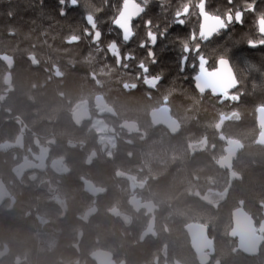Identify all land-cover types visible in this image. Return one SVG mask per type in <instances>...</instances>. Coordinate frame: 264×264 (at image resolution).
I'll return each mask as SVG.
<instances>
[{
  "label": "trees",
  "instance_id": "1",
  "mask_svg": "<svg viewBox=\"0 0 264 264\" xmlns=\"http://www.w3.org/2000/svg\"><path fill=\"white\" fill-rule=\"evenodd\" d=\"M122 2L123 0H78V4L73 6L67 0L64 4L60 0H0V182L10 194V198L0 205V240L3 239L2 233L8 236L19 235L17 230L20 228L25 233L20 215L27 207L37 204L35 211L50 222L52 229L49 230H53V239L57 245L54 246L53 243V253L43 251L37 256L35 251H31V255L42 264H64L65 261V264H69V260H75L72 258L74 256L78 257L75 261H81L84 253L80 250L74 256H60L64 251H70L69 239L74 237L77 241L84 236V230L91 228L85 240L89 241V251L97 250L101 202L109 208L120 207L116 200L121 194L115 190L122 187L109 185V190L113 191L105 198L101 197L99 188L105 183L131 178L149 181L154 178L155 181L151 182L159 181L157 185L162 181L163 185H158L157 188L163 195L173 196L169 187L173 188L172 184H177L184 187V191H179L182 188H173L182 193L177 194L179 196L176 195L174 200H183L188 206L192 201L195 203L191 204L196 207L192 208H195L194 212L190 209L191 206L188 208L186 205L189 212L185 211V219L168 221L172 226L169 229L171 238L173 235H181L180 229L188 223H201L209 226L211 237L215 239L218 264H258L257 259L247 258L236 250V239L230 233L231 213L235 208L244 206L243 155L237 157L233 166L236 175L240 176L232 181L230 172L217 163H211L209 156L191 158L187 153L180 156L169 154L171 162L175 160L170 163V157L168 159V153L164 151V141L153 140L149 135L146 141L139 142L125 137L124 133L121 135L116 131L119 127L114 129V116L104 117L109 125L108 133L115 138L112 149L107 140H102L107 132L101 135L97 129L92 128L93 122L101 117L95 101L103 98L114 105V71L117 63L108 55L104 59L100 58L98 43H93L91 37L84 35L86 29L92 31L85 17L87 14L94 15L98 29L103 23H108L105 27L112 29L114 27L111 22L122 7ZM150 5L154 10L149 13L151 20L171 21V14L176 18V12L170 9L178 5L177 0H149ZM62 10L64 15H61ZM147 14L148 11L144 13V19ZM172 30H175L174 27ZM174 38L175 36L171 37L173 44ZM8 74H11L10 83L6 82ZM79 104L87 106V113L82 119L76 117ZM242 106L240 101L233 108H219L217 115L233 111L234 116L241 119ZM214 115L215 111L211 115L203 114L201 121L206 124V120ZM217 124L218 122L212 124L214 131ZM205 129L207 127L203 124L202 131ZM220 133L242 142L243 123L226 121L217 130L218 141H221ZM159 154L161 158L163 154L167 157L158 158ZM38 156L45 158L48 166L59 162L64 169L48 167L38 173L36 178L29 174L22 175L19 172L21 166ZM237 162L242 164L239 163V166ZM173 168L175 173H172ZM182 169L188 170L184 171L187 175H182ZM168 170H172L171 175L159 176L160 172L167 175ZM255 170L252 191L256 196L263 191V187L260 186V169ZM153 172H156L155 175ZM182 176L188 177L182 179ZM87 183L98 190L89 191ZM165 186L168 191H164ZM199 194L201 198L198 197ZM206 194H216L217 199L207 201L203 197ZM177 197H180L179 200ZM201 203H204L203 208ZM209 207L211 211L204 212L209 211ZM87 213L93 214L89 225L84 218ZM111 219L117 220L115 217ZM6 221H10L11 227L6 226ZM13 221L18 223L12 225ZM158 226L163 231L162 222ZM184 237L181 248L187 258L186 262L195 264L187 233ZM129 247L137 250L138 244H131ZM71 250L72 253L75 252L74 249ZM15 253L14 256L18 255ZM231 255L234 256L230 257ZM10 257H0V264ZM237 258H240V262ZM10 259L14 260L13 257Z\"/></svg>",
  "mask_w": 264,
  "mask_h": 264
},
{
  "label": "flooded vegetation",
  "instance_id": "2",
  "mask_svg": "<svg viewBox=\"0 0 264 264\" xmlns=\"http://www.w3.org/2000/svg\"><path fill=\"white\" fill-rule=\"evenodd\" d=\"M137 2L142 3V0H137ZM177 2L179 4L180 0H177ZM204 2L206 5L205 10L210 16H219L224 18L225 21L229 12L235 16L236 12L243 11V23L233 21L229 24L228 28L222 29L218 34H213L207 41L200 40L202 17L199 15V5L201 4V0H185L183 4L180 3L170 9L175 12L182 9L184 5H190L189 13L180 17V19L184 20L182 25L176 22V19L169 22L151 20L149 13L154 12V10L151 5L149 6L148 2L145 11L139 17L132 20V28L135 35L127 43L122 39L121 30L115 27L112 22L111 24L114 27L112 29L105 27L108 23L102 24L103 26L99 28L102 32V37L98 42L100 58L104 59L108 55L111 60L117 63L114 71L115 101L114 105L107 103L103 98L95 101L101 117L93 122L92 128L97 129L101 135L107 132L102 140H107L110 149H112L115 138L108 133L109 125L106 123L104 117L114 116V129L119 127L116 131L121 135L124 133L125 137L139 142L146 141L150 135L153 137V140L159 139L164 141L163 146L166 153L171 149V151L175 150L178 154L175 151L174 153L170 152L173 155L176 154L175 156L186 153L191 158L201 157L202 155L209 156L210 161L212 160L211 162L214 161L225 171L230 172V176L231 173H234V179L240 176L236 175L233 168L237 157L243 155L245 160V153L248 152L249 154L250 152L251 155L254 153L252 156L247 154L246 163L243 162V171L246 169L244 171L245 197L244 203H242L244 206L235 208L231 213L232 224L230 233L236 239V250L247 258L257 259L258 264H264V143L258 142L264 131V119L260 121V110L264 109V46H262L263 48L261 46H249L250 41L256 42L259 39V41L257 40V43H259L261 40H264V36L259 34L258 28L259 19L264 17V0H231V3L229 0H204ZM253 5L255 6V11L245 10L250 9ZM146 11H148V14L146 19H144ZM166 11L169 10L166 9ZM148 20L152 21L151 29L158 35L156 45L154 47L150 45V49L155 53V63L148 56L149 49L140 47L141 41L147 40V31L149 29L145 22ZM158 22L160 24L164 22L165 25H160ZM172 27L175 30H172ZM193 33L197 37L196 41L191 39ZM172 35L175 36V44L172 43ZM113 41L120 48L121 56L131 53L135 58L127 60L112 55L108 51L107 45ZM185 42H187L189 48H195L193 43L200 44V54L207 59V69L212 70L207 75L201 74L200 79H196L199 68L195 51L188 53L187 64L182 63V56L184 55L183 45ZM189 43L192 44V47ZM135 46H138V49H134ZM179 47L181 50H179ZM248 51L252 52L253 54H251L256 58L251 57ZM261 51H263V55H261ZM244 52L250 55L252 60ZM177 53H180L181 58L176 56L178 55ZM220 57L227 59L231 66L229 67L228 64L218 65L217 61ZM140 62H144L149 67L147 74L138 68ZM193 65L196 66L193 67ZM178 69L179 71H177ZM256 82H259L261 87ZM248 93L250 94L249 96ZM103 101L113 109L112 114L103 115L102 112L105 110L104 104H102ZM240 101H242L243 105L241 119L238 116L235 117L233 111H226L217 115L219 108H233L235 103H239ZM98 105L101 107L98 108ZM86 109V105L79 104L76 117L82 119L87 113ZM213 111H215V115L210 116L206 120V125L203 123V120L201 121L202 115H211ZM196 115H198V118ZM193 117L195 119L189 120ZM226 121H241L243 123L242 142L223 133L219 134L221 141L216 140L217 130L221 129ZM216 122L218 124L215 126V133L212 124ZM203 124L207 129L202 131ZM124 125L126 126L125 128ZM114 136H116V133ZM221 144L224 146H221ZM219 149L223 151L220 150L221 152L219 151L218 156L216 151ZM213 152L215 155L212 154ZM257 154L258 156L260 155V158H257ZM215 156L217 157L215 158ZM249 163H254L250 167L251 170L248 169ZM48 167L58 170L64 169L59 162H53V165L48 166L46 159L38 156L30 161H26L19 169V172L22 175L29 174L32 178H36L38 173L46 170ZM257 169H260L262 180L260 186L263 187V191L255 196L252 191L255 183L252 180L253 170L257 171ZM234 179L231 178L232 181ZM149 182L148 180H135L131 178L126 181L105 183L99 190L97 189L102 198H105L113 191L109 190V185H118L122 187L121 189L125 186V189L127 190L128 188L130 191H125V189L123 192H121V189L115 190L121 194L116 200L117 205L120 207L109 208L104 202H101L99 247L97 250L89 251V241L85 240L87 232L91 231L88 228L82 232L84 236L81 239H77V241L74 240V237L69 239L68 247H73L75 251L80 250L84 253L81 261L73 260L69 264H187L184 250L181 248L185 239L184 234L187 233L185 229L186 225L183 226V229H180L181 235H173L171 238L169 229H172V226L168 223L169 220L185 219L186 208H182L184 204H179V201H177L179 202L177 204L174 200L176 194H178L177 191L172 190L173 196H165L155 186L152 188ZM155 184L153 182V185ZM148 185L150 186L148 187ZM172 185L173 188L177 187H175L176 184ZM86 187L91 192L97 191L91 183H87ZM144 187L146 190L143 189ZM206 195L210 197L208 198ZM206 195L203 197L207 201L212 202L217 199L216 194ZM198 197L201 198V195L199 194ZM8 198H10V194L0 182V205L6 202ZM256 199H259V201H256ZM36 207L37 204H34L27 208L28 210H25L26 214L24 212L20 215L22 217V227L26 229L27 233L29 232L30 236L32 235L31 237L28 235L29 237L22 239L18 235L8 236L2 233L3 239L0 240V257L11 256L10 258H14V260L8 258L3 264H42L39 259L31 255V251L39 253L40 250H43L53 253L57 242L53 239V230H49L52 229V226L48 220L41 216V213L35 211ZM237 209H243L247 213L253 222L257 235L262 239L260 250L256 255H247L241 251L239 249V239L232 233L234 226L233 213ZM142 213H144V216L141 215ZM133 214L137 217H134ZM28 216H30V220L31 217L34 219L30 221ZM92 216V213L84 215V218L87 219V225L90 224ZM112 217L117 218V220H112ZM158 219L164 226L162 227L163 231L158 226V222H160ZM7 223L8 226H11L10 221ZM12 223V225H16L18 222L14 223L13 221ZM141 229L143 230L141 231ZM137 230L138 232H136ZM32 232L34 233L31 234ZM138 235L139 238L137 239ZM13 237L15 238L12 239ZM188 238L195 258V264H200L189 235ZM211 238L215 243V239ZM152 240L157 243L153 241L154 245ZM113 241L117 243H113ZM138 241H142L143 243L141 242L140 245ZM144 241H148V243ZM151 243L152 245H149ZM131 244H138L137 250L131 249L129 247ZM114 246L115 248H113ZM215 248L216 253L212 256L210 264H218V248L216 243ZM18 249L19 251H16ZM152 249L154 250L152 251ZM141 250L146 251L142 252ZM15 252L18 255L14 256L13 253ZM257 255L259 256L257 257Z\"/></svg>",
  "mask_w": 264,
  "mask_h": 264
},
{
  "label": "snow or ice",
  "instance_id": "3",
  "mask_svg": "<svg viewBox=\"0 0 264 264\" xmlns=\"http://www.w3.org/2000/svg\"><path fill=\"white\" fill-rule=\"evenodd\" d=\"M66 0H60L61 4H64ZM73 6L78 4V0H67ZM149 0H142V3H138L137 0H123L122 7L118 9L117 15L113 18L112 23L115 27L121 30L122 32V39L125 43L129 42L131 38L135 35L133 28H132V20L136 17H139L144 11L145 7L147 6ZM231 3V0H229ZM143 5V6H142ZM205 2L201 0V4L199 5V15L202 17L201 23V30L199 39L203 41H207L213 34H218L222 29L228 28L229 24L233 21L243 23L244 12L238 11L236 12L235 16L231 12L227 15V20L225 21L224 18L219 16H210L205 10ZM190 5H184L182 9L176 11L175 17L176 22L179 24H183L184 20L180 19L182 15H186L189 13ZM246 11H255V6L253 5L250 9H245ZM65 12L62 10L61 15H64ZM86 22L90 26L92 31L88 29L85 30L84 35L91 37L93 43H98L101 40L102 32L98 29L96 17L92 14H87ZM146 26L148 27L147 31V40L141 41L140 47L149 49L148 56L152 58V62L155 63V53L150 49V45L154 47L158 40V35L156 32L152 31V21L148 20L145 22ZM258 28L259 34L264 36V17H261L258 21ZM162 35V33H161ZM191 39L196 41L197 37L195 33L192 34ZM249 46L251 47H258L264 46V40H261L259 43L255 41H250ZM108 51L122 59L133 60L135 57L128 53L126 56H121L120 48L118 47L115 41L109 43L107 45ZM195 51L196 57L198 58V74L196 79L201 78V74L207 75L212 70L207 69V59L203 55L200 54V44H195V48H189L187 42L183 45V52L184 55L182 56V63L187 64L188 62V53ZM217 64H228L229 67L231 66L229 61L224 57H220L217 61ZM196 65H193L195 67ZM138 68L141 69L145 74L148 73L149 67L144 63L140 62Z\"/></svg>",
  "mask_w": 264,
  "mask_h": 264
},
{
  "label": "water",
  "instance_id": "4",
  "mask_svg": "<svg viewBox=\"0 0 264 264\" xmlns=\"http://www.w3.org/2000/svg\"><path fill=\"white\" fill-rule=\"evenodd\" d=\"M219 73V71H218ZM6 82L10 83V74L7 75ZM104 104L105 110L103 115L113 113V109ZM101 106L98 105V108ZM264 119V109L260 110V121ZM126 126L124 125V128ZM259 143H264V131L259 138ZM234 179V173H231ZM233 229L232 233L239 239V249L247 255H256L260 250L261 237L257 235L252 220L243 209H237L233 213ZM189 237L191 238L192 247L197 254L200 264H210L212 256L216 253L214 240L210 237L209 226L200 223H189L185 227Z\"/></svg>",
  "mask_w": 264,
  "mask_h": 264
},
{
  "label": "bare ground",
  "instance_id": "5",
  "mask_svg": "<svg viewBox=\"0 0 264 264\" xmlns=\"http://www.w3.org/2000/svg\"><path fill=\"white\" fill-rule=\"evenodd\" d=\"M184 1H185V0H184ZM184 1H183V2H184ZM183 2H182V0H180L179 4H180V3L183 4ZM179 4H178V5H179ZM172 12H173V11H172ZM175 12H176V11H175ZM175 12H174V13H175ZM171 15H172V14H171ZM171 15H170L169 18L176 19V18H173ZM173 16H174V14H173ZM167 20H168V22H169V19H167ZM160 21H161V20H160ZM162 21H163V20H162ZM164 21L167 22L166 20H164ZM158 23H159V22H158ZM159 24H160V23H159ZM162 24L165 25L164 22H163ZM162 24H160V25H162ZM255 38H256V37H255ZM256 39H257V38H256ZM257 40L259 41V39H257ZM257 40H256V42H257ZM192 42H193V41H192ZM198 42H199V41H198ZM190 44H191V43H189V45H190ZM193 44L195 45V43H193ZM197 44H198V43H197ZM190 46L192 47V44H191ZM258 47H259V46H258ZM261 47H262V46H261ZM192 48H193V47H192ZM262 48H263V47H262ZM134 49H138V46H135ZM179 50H181L180 47H179ZM179 50H178V52H180ZM244 50H245V49H244ZM255 50H256V49H255ZM255 50H254V51H255ZM137 51H138V50H137ZM238 51H239V50H238ZM249 51H250V50H249ZM249 51H248V54L250 53V55H251V57H252V56H253V55H252L253 53H252V52H249ZM252 51H253V50H252ZM242 52H243V50H242ZM262 52H263V51H261V55H263V53H264V52H263V53H262ZM136 53H138V52H136ZM236 53H237V51H236ZM244 53H245V52H244ZM244 53H242V54H244ZM251 53H252V54H251ZM177 54H178V55H176V56H177V57L179 56V57L181 58V56L179 55L180 53H177ZM239 54H240V53H239ZM245 54L247 55V53H245ZM250 55H247V56L252 60V58L250 57ZM254 55H256V54L254 53ZM261 55L259 54V56H261ZM135 56H136V55H135ZM168 56H169V55H168ZM172 56H173V55H172ZM248 57H247V58H248ZM253 57H254V56H253ZM243 58H244V56H243ZM255 58H256V57H254V59H255ZM257 58H258V56H257ZM160 60H161V59H160ZM177 60H178V59H177ZM254 61H255V60H254ZM177 62H179V61H177ZM177 62H176V63H177ZM249 62H250V61H249ZM252 62H253V61H252ZM179 63H181V62H179ZM178 65H179V64H178ZM178 67H179V66H178ZM177 71H179V69H178ZM10 75H11V74H10ZM248 80H249V79H248ZM251 80H252V79H251ZM249 81H250V80H249ZM250 83H251V82H250ZM256 83H257V85L260 84L259 82H256ZM251 85H252V84H251ZM259 86L261 87V85H259ZM252 87H254V86H252ZM250 88H251V87H250ZM245 89H246V88H245ZM245 89H244V90H245ZM256 89H257V88H256ZM246 91H247V90H246ZM250 91L252 92V90H250ZM250 91H249V93H250ZM244 93H246V92H244ZM249 93H248V96L250 95ZM257 93H258V92H257ZM257 93H256V96H257ZM254 94H255V91H254ZM252 96H253V93H252ZM194 113H196V112H194ZM197 114H198V113H197ZM190 116H191V115H190ZM196 116H197V118H198V115H196ZM194 117H195V116H194ZM194 117L191 118V119H189V120H193V119H195ZM42 119H44L43 121H45L44 116L42 117ZM186 120H187V119H186ZM43 121H42V122H43ZM40 122H41V121H40ZM70 127H71V126H70ZM235 127H236V126H235ZM71 128H72V127H71ZM65 129H67V128H64V130H65ZM73 129H74V128H73ZM67 131H68V129H67ZM63 133H64V132H63ZM64 136H65V135H64ZM218 143H219V142H218ZM216 145H217V144H216ZM218 145L220 146V143H219ZM221 146H224V145L221 144ZM222 149H223V148H222ZM171 150H172V149H171ZM171 150H170V151L168 150V151H169V152H168V159H169L170 156L173 155V154L171 155L170 152L174 153V151H175V150H174V151H171ZM220 150H221V149H219L218 151H216V153H217L218 156H219L218 153H219ZM221 151H223V150H221ZM221 151H220V152H221ZM249 151H250V150H249ZM252 151H253V150H252ZM253 152H254V151H253ZM255 152H256V151H255ZM159 153H160V152H159ZM175 153H176V151H175ZM257 153H259V152L257 151ZM169 154H170V156H169ZM176 154H178V153H176ZM176 154H175V155H176ZM212 154L215 155L214 152H213ZM220 154H221V153H220ZM245 154H246V155H245ZM245 154H244V155H245L246 158H247V154H248V152L245 153ZM253 154H254V153H253ZM253 154H252V155H253ZM255 154H256V153H255ZM2 155H3V154H2ZM159 155H160V157L158 156V158H161V154H159ZM175 155H173V156H175ZM248 155H251L250 152H249ZM252 155H251V156H252ZM0 156H1V155H0ZM163 156H164V157H163ZM163 156H162V158H164V159L167 157V156L165 157V154H163ZM211 156H212V155H211ZM257 156H258V154H257ZM259 156H260V155H259ZM259 156H258L257 158H260ZM2 157H3V156H2ZM212 157H214V156H212ZM216 157H217V156H215V158H216ZM249 157H250V156H249ZM162 158H161V159H162ZM243 158H244V157H243ZM243 158H242V159H243ZM246 158H245V160L243 159L245 163H246ZM161 159H160V160H161ZM164 159H163V160H164ZM168 159H167V162H168ZM171 159H172V157H170V159H169V160H170V163H174L175 160H172V162H171ZM174 159H175V158H174ZM251 159H252V157H251ZM255 159H256V158H255ZM176 160H177V159H176ZM164 161H166V160H164ZM179 161H180V160H179ZM211 161H212V160H211ZM256 161L258 162V160H256ZM256 161H255V162H256ZM176 162H177V161H176ZM213 162H214V161H213ZM249 162H251V160H249ZM177 163H178V162H177ZM211 163H212V162H211ZM214 163H215V162H214ZM237 163H238V162H237ZM239 163H240V162H239ZM239 163H238V165H239ZM251 163H252V162H251ZM251 163H249L250 166H248V167H249L248 169H250V167H252L253 164H254V163H253V164H251ZM240 164H242V163H240ZM244 165H245V164H244ZM247 165H248V164H247ZM211 166L213 167L214 165H211ZM236 166H237V165H236ZM239 166H240V165H239ZM254 166H255V165H254ZM242 167H243V166H242ZM213 168H214V167H213ZM237 168H238L239 170L242 171V169H240L239 167H236V169H237ZM246 168H247V167H246ZM173 169H174V168H173ZM238 169H237V170H238ZM182 170H183V171H182ZM182 170H181V171L184 172L186 169H182ZM211 170H212V169H211ZM245 170H246V169H245ZM245 170H244V171H245ZM250 170H251V169H250ZM171 171H172V170H171ZM171 171L168 170V173L166 172L167 175H165V174L163 175V174L160 172V173H159V176L162 175V177H163V176H165V177L167 176V177H168V174L171 175ZM186 171H188V170H186ZM244 171H243V172H244ZM248 171H249V170H248ZM169 172H170V173H169ZM173 172L175 173V169H174V171H172V173H173ZM176 172H177V171H176ZM182 172L179 173V174H180V177H181V173H182ZM239 172H240V171H239ZM153 173H154V172H153ZM153 173H152V174H153ZM155 173H156V172H155ZM155 173H154L153 175H155ZM163 173H164V172H163ZM188 173H190V172H188ZM184 174L187 175V173H185V172H184L182 175H184ZM148 175H149V174H148ZM148 175L145 176V177H148ZM172 175H173V174H172ZM189 175H190V174H189ZM189 175H188V176H189ZM151 176H152V175H151ZM151 176H149V177H150L149 179H151ZM157 176H158V174H157ZM188 176H186V177H188ZM160 177H161V176H160ZM183 177H184V176H182V179H183ZM186 177H184V178H186ZM116 178H117V177H116ZM117 179H118V178H117ZM144 179H145V178H144ZM178 179H179V178H178ZM180 179H181V178H180ZM182 179H181L180 181H182ZM152 180H154V178L151 179L150 181H152ZM157 180H158V178H157ZM161 180H162V178L160 179V181H161ZM154 181H155V180H154ZM154 181H153V182H154ZM148 182H149V180H148ZM153 182H152V183L149 182V184H151V187H152V188H153V186H154V185H153ZM158 182H159V181H158ZM158 182H155V183H158ZM165 182H166V180H165ZM175 182H176V180H175ZM182 182H184V180H183ZM176 183H177V182H176ZM121 184L123 185V183H121ZM161 184H162V181H161ZM161 184L159 183L158 185H161ZM122 185H121V186H122ZM156 185H157V184H156ZM158 185L156 186V188L159 187ZM162 185H163V184H162ZM174 185H175V184H174ZM149 186H150V185H148V187H149ZM169 186H170V185H169ZM176 186H177L179 189H181L180 187H182V186L177 185V184L175 185V187H176ZM127 187H128V184H127ZM151 187H150V190H151ZM165 187H166V186H165ZM170 187H171V186H170ZM170 187H169V189H171V191H172L173 188H170ZM172 187H173V185H172ZM177 187H176V188H177ZM124 189H125V186H124L123 189H121V190H122L121 192H123ZM143 189L146 190L145 187H144ZM162 189H163V188H162ZM165 189L167 190V187L164 188V191H166ZM179 189H178V190H179ZM83 190H84V188H83ZM178 190H175V189H174L173 191H177L178 194L180 193L179 191H182V192L184 191V190H183V187H182L181 190H179V191H178ZM125 191H130V190H128V188H127V190L125 189ZM167 191H168V190H167ZM124 193H125V192H124ZM124 193H123V194H124ZM127 193H128V192H127ZM180 194H182V193H180ZM183 194H184V193H183ZM128 195H129V194H128ZM130 195H131V194H130ZM176 195H177V194H176ZM126 196H127V195H126ZM177 196H179V195H177ZM128 197H129V196H128ZM182 197H183V196H182ZM179 198H180V197H179ZM179 198L177 197V200H179ZM185 201H186V200H185ZM190 201H191V200H189V203H190ZM256 201H259V199H256ZM260 201H261V200H260ZM176 202H177V201H176ZM183 202H184V201L182 200V202H180V203H181L182 205L186 203V202H185V203H183ZM194 202H195V201H194ZM178 203H179V202H177V204H178ZM180 203H179V204H180ZM192 203H193V201L190 203V206H191ZM193 204H195V203H193ZM186 205H187V203H186V204L184 205V207H182V208H185ZM196 205H197V204H196ZM198 205H199V203H198ZM201 205H202V208H203L204 203H201ZM190 206L187 205L188 208H189ZM209 206H210V205H209ZM193 207H195V205L191 206L190 209H192ZM198 207H199V206H198ZM206 207H207V206H206ZM206 207H204V208H206ZM210 207H211V206H210ZM210 207H209V209H210L209 211H204V212H206V213H207V212H210V211H211V208H212V207H211V208H210ZM27 208H28V207H27ZM27 208H26V209H27ZM33 208H34V207H33ZM33 208H30V209H33ZM50 208H51V207H50ZM195 208H196V207H195ZM195 208L192 209L193 212L196 211ZM26 209H25V210H26ZM51 209H53V208H51ZM27 210H28V209H27ZM33 210H34V209H33ZM200 210H201V209H200ZM200 210H198V211L200 212ZM203 210H205V209H203ZM207 210H208V209H207ZM186 211H187V210H186ZM187 212H189V211H187ZM193 212H192V213H193ZM201 212H202V210H201ZM204 212H203V214H204ZM32 213H33V211H32ZM25 214H26V211H25ZM139 214H140V212H139ZM200 214H201V213H200ZM133 215H134V217L136 216L135 214H133ZM133 215H132V216H133ZM141 215L144 216V213H142ZM32 216H33V214H32ZM76 216H77V215H76ZM145 216H147V215H145ZM29 217H30V216H28V219L30 220ZM136 217H137V216H136ZM141 218H142V216H141ZM148 218H149V217H148ZM148 218H147V220H148ZM32 219H34V218L31 217V220H32ZM75 219H76V217H75ZM77 219H78V218H77ZM77 219H76V220H77ZM135 219H136V218H135ZM137 219L139 220V218H137ZM142 219H143V218H142ZM144 219H145V218H144ZM31 220H30V221H31ZM158 220H159V219H158ZM1 221H2V220H1ZM1 221H0V222H1ZM148 221H149V220H148ZM159 221H160V220H159ZM33 222H34V221H33ZM156 222H157V220H156ZM160 222H161V221H160ZM2 223H3V222H2ZM35 223H36V222H35ZM158 223H159V222H158ZM5 225H6V223H5ZM147 225H148V224H147ZM3 226H4V225H3ZM6 226H8V225H6ZM142 227H143V226H142ZM4 228H6V227H4ZM144 228H145V227H144ZM0 229H1V226H0ZM2 230H3V229H2ZM142 230H143V229H141V231H142ZM141 231H140V232H141ZM136 232H138V230H137ZM140 232H139V233H140ZM23 233H24L23 231H20V234L18 233V234H19L18 236H20V237L22 236V237H21L22 239H23V238H27V237L30 236L29 232L26 233V231H25V233H24V234H23ZM33 233H34V232H32L31 234H33ZM25 234H27V235H25ZM23 235H25V236H23ZM28 235H29V236H28ZM136 235H137V234H136ZM139 235H140V234H139ZM139 235H138V237H136L137 239L139 238ZM26 236H27V237H26ZM31 236H32V235H31ZM31 236H30V237H31ZM37 236H38V235H37ZM37 236H36V237H37ZM14 238H15V237H13L12 239H14ZM18 238H19V237H18ZM18 238H16V239H18ZM21 238H20V239H21ZM229 240H230V239H229ZM75 241H76V240H75ZM149 241H150V240H149ZM153 241H154V240H152V243L156 242V241H154V242H153ZM5 242H7V241L5 240ZM91 242H93V239H92ZM91 242H90V243H91ZM138 242H139L140 245H141V242H142V241H141V242L138 241ZM144 242H147V243H148V241H144ZM158 242H159V241H158ZM229 242H230V241H229ZM76 243H77V242H76ZM79 243H80V242H79ZM106 243H107V242H106ZM113 243H117V242L113 241ZM142 243H143V242H142ZM152 243L149 244V245H152ZM156 243H157V242H156ZM160 243H161V241H160ZM1 244H2V243H1ZM162 244H163V243H162ZM162 244H161V245H162ZM39 245H41V244H39ZM111 245H112V243H111ZM143 245H144V244H143ZM143 245H142V246H143ZM154 245H155V243H154ZM161 245H160V247H161ZM81 246H82V245H81ZM112 246H113V245H112ZM146 246H148V244H146ZM156 246H157V245H156ZM0 247H1V246H0ZM2 247H3V246H2ZM43 247H44V246H43ZM116 247H117V246H116ZM154 247H155V246H154ZM158 247H159V245H158ZM40 248H42V247L40 246ZM71 248L75 250V248H73V247H71ZM71 248H70V251L67 252V253H68L67 255H71V254H73V256L76 255V254H77V251H75L74 253H72V252H71V251H72ZM111 248H112V247H111ZM113 248H115V246H114ZM152 248H153V246H152ZM139 249H140V248H139ZM159 249H160V248H159ZM39 250H40V249H39ZM143 250H144V249H143ZM153 250H154V249H152V251H153ZM155 250H156V249H155ZM40 251H41V252H40ZM40 251H39V253H42V252H43V250H40ZM141 251H142V250H141ZM145 251H146V250H145ZM145 251H142V252H145ZM70 252H71V253H70ZM156 252H158V251L156 250ZM150 253H152V252H150ZM153 253H154V252H153ZM142 254H143V253H142ZM142 254H141V255H142ZM146 254H147V252H146ZM155 254H156V253H155ZM223 255H224V254H223ZM144 256H145V255H144ZM144 256H143V257H144ZM150 256H151V254H150ZM152 256H153V254H152ZM154 256H155V255H154ZM233 256H234V255H233ZM233 256L231 255L230 257H233ZM69 257H70V256H69ZM74 257H75V256H74ZM74 257H72V258L75 259V260H76V258L78 259L77 256H76V258H74ZM224 257H225V256H224ZM236 257H237V256H236ZM263 257H264V256H263ZM70 258H71V257H70ZM70 258H69V259H70ZM72 258H71V259H72ZM79 258H80V257H79ZM220 258H221V256H220ZM231 259H232V258H231ZM237 259H238V261L240 260V258H237ZM237 259H235V260L237 261ZM75 260H74V261H75ZM220 260H221V259H220ZM225 260H227V259H225ZM232 260H234V258H233ZM222 261H224V260L222 259ZM238 261H237V263H238ZM69 262H70V260H69ZM71 262H73V261H71ZM234 262H235V261H234ZM239 262H240V261H239ZM65 263H66V261L64 262V264H65ZM72 264H73V263H72Z\"/></svg>",
  "mask_w": 264,
  "mask_h": 264
},
{
  "label": "rangeland",
  "instance_id": "6",
  "mask_svg": "<svg viewBox=\"0 0 264 264\" xmlns=\"http://www.w3.org/2000/svg\"><path fill=\"white\" fill-rule=\"evenodd\" d=\"M7 78V77H6ZM90 188L93 190V188L90 186ZM6 222H8V221H6ZM9 227V226H8ZM11 227V226H10ZM14 227H16V226H14ZM21 229V228H20ZM20 229L19 230H17L18 232H17V234L18 233H20ZM91 229V228H90ZM92 230V229H91ZM59 234V233H58ZM60 246V245H59ZM56 250H59V248H57ZM16 251H19V249L18 250H16ZM47 252V251H46ZM68 251H64L60 256L61 257H65V256H67V253ZM35 254L37 255V256H40L38 253H36L35 252ZM43 264H45V263H43Z\"/></svg>",
  "mask_w": 264,
  "mask_h": 264
}]
</instances>
